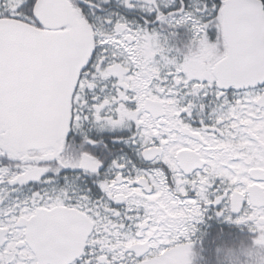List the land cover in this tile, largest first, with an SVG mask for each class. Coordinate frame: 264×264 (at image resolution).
I'll use <instances>...</instances> for the list:
<instances>
[{
  "label": "snow or ice",
  "instance_id": "obj_1",
  "mask_svg": "<svg viewBox=\"0 0 264 264\" xmlns=\"http://www.w3.org/2000/svg\"><path fill=\"white\" fill-rule=\"evenodd\" d=\"M214 205L264 239V0H0V264H188Z\"/></svg>",
  "mask_w": 264,
  "mask_h": 264
},
{
  "label": "flooded vegetation",
  "instance_id": "obj_2",
  "mask_svg": "<svg viewBox=\"0 0 264 264\" xmlns=\"http://www.w3.org/2000/svg\"><path fill=\"white\" fill-rule=\"evenodd\" d=\"M156 22L157 21H154L151 26H153ZM155 31L163 37V34H160L157 29H155ZM192 38L193 37L175 40L167 37V45L169 49L167 54L169 58H174L177 62L182 63L184 57L187 56L190 51L196 50V48L192 45ZM211 42L215 41L212 40ZM175 43L178 46H176ZM219 51L221 53L223 52L222 45L219 46ZM191 226L195 229V231L191 232L189 236V239L191 240L190 247L193 245L192 243L197 241L199 242V239H204L206 235H210L212 232L209 231H213L212 228H217L220 235H225L227 231H230L229 235H231L233 231L238 229L237 227H241L243 228V232L250 238L249 241L259 235L257 232L253 231L248 224H237L234 222V219H229L227 215H218L215 205L207 209L197 220L192 221ZM202 243H204V241Z\"/></svg>",
  "mask_w": 264,
  "mask_h": 264
},
{
  "label": "trees",
  "instance_id": "obj_3",
  "mask_svg": "<svg viewBox=\"0 0 264 264\" xmlns=\"http://www.w3.org/2000/svg\"><path fill=\"white\" fill-rule=\"evenodd\" d=\"M116 0H113L115 5ZM132 19H136L134 16ZM153 30L157 29L163 37H170L175 40L182 38L193 37L191 27L188 25H180L175 28L169 27L168 25L156 22L151 26ZM176 46H178L175 43ZM236 231H233L229 235L230 231H227L225 235H220L217 228H212L213 231L210 235H206L204 239H199V242L192 243L190 249V255L188 264H217V245L221 242H238L240 240L249 241V237L243 232V228L237 227ZM228 234V235H226ZM193 239V238H192ZM204 241V243H202Z\"/></svg>",
  "mask_w": 264,
  "mask_h": 264
},
{
  "label": "clouds",
  "instance_id": "obj_4",
  "mask_svg": "<svg viewBox=\"0 0 264 264\" xmlns=\"http://www.w3.org/2000/svg\"><path fill=\"white\" fill-rule=\"evenodd\" d=\"M195 56L199 49L190 52ZM187 260L190 249H186ZM217 264H264V239L260 235L251 241L221 242L217 245Z\"/></svg>",
  "mask_w": 264,
  "mask_h": 264
},
{
  "label": "rangeland",
  "instance_id": "obj_5",
  "mask_svg": "<svg viewBox=\"0 0 264 264\" xmlns=\"http://www.w3.org/2000/svg\"><path fill=\"white\" fill-rule=\"evenodd\" d=\"M188 261H190V260L188 259Z\"/></svg>",
  "mask_w": 264,
  "mask_h": 264
}]
</instances>
